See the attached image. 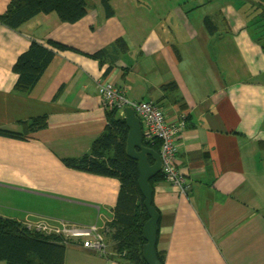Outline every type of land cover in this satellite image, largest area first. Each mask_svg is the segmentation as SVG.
<instances>
[{
    "label": "crops",
    "instance_id": "1",
    "mask_svg": "<svg viewBox=\"0 0 264 264\" xmlns=\"http://www.w3.org/2000/svg\"><path fill=\"white\" fill-rule=\"evenodd\" d=\"M9 1L0 0V14ZM222 1L112 0L110 18L100 7L75 23L60 22L54 12L18 29L0 23V128L22 132L20 121L47 115V126L27 139L0 135V216L36 229L61 223L101 230L111 220L118 179L62 161L88 152L105 127L106 110L116 106L98 85L109 82L130 101L155 103L169 123L184 122L176 146L186 192L162 176L151 183L160 264H264V19L257 0H240L237 14ZM123 4L138 5L132 15L139 25L127 29ZM152 9L163 18L145 25ZM204 16L215 23L213 33ZM118 37L125 52L103 63L88 55ZM32 39L79 52L56 50L35 86L16 92L12 66ZM171 82L176 89L166 92ZM40 207L59 211V224L42 222L48 214H37ZM65 238L63 264H128L111 242L104 256Z\"/></svg>",
    "mask_w": 264,
    "mask_h": 264
},
{
    "label": "trees",
    "instance_id": "2",
    "mask_svg": "<svg viewBox=\"0 0 264 264\" xmlns=\"http://www.w3.org/2000/svg\"><path fill=\"white\" fill-rule=\"evenodd\" d=\"M98 1L105 18L112 17L115 13L112 0ZM257 8L258 18L264 19V0H257ZM51 12L57 15L60 22L75 23L87 14L88 3L86 0H10L5 11L0 14V23L18 29L32 17ZM203 24L207 32L213 33L215 23L209 16L203 17ZM67 49L78 51L71 45L53 39H48L46 44L32 39L29 47L18 55L12 66L17 74L15 91L25 93L31 90L53 59L55 51ZM126 49L124 39L118 37L107 47L88 55L103 63L110 54L123 53ZM163 89L166 92L173 91L176 84H165ZM20 122L22 132L0 128V135L27 139L31 133L47 126V115ZM127 134L128 128L123 115H118L117 107L109 108L106 110L105 127L91 144L90 150L79 157L64 158L62 161L68 167L118 179L119 189L112 218L101 228L104 243L107 248V243L111 242L117 253L115 255L124 262L146 264L142 257V246L145 243L142 229L149 217L137 184V161L125 152ZM151 146L156 147L157 142ZM161 176V172L157 173L150 180V184ZM67 241L62 235L0 216V262L5 264H63ZM106 248L102 251L104 256L108 253ZM158 259L162 263V257L159 256Z\"/></svg>",
    "mask_w": 264,
    "mask_h": 264
},
{
    "label": "built area",
    "instance_id": "3",
    "mask_svg": "<svg viewBox=\"0 0 264 264\" xmlns=\"http://www.w3.org/2000/svg\"><path fill=\"white\" fill-rule=\"evenodd\" d=\"M98 92L109 105L116 106L122 113L125 106H130L134 110L141 122L143 140L147 144L154 142L158 144L157 151L161 160L162 177L166 181L178 185L182 192H186L187 184L177 166L176 146V136L184 122L169 123L163 111L155 103L147 100L130 101L121 90L109 82H100ZM41 229L80 240L84 247L93 251L102 253L105 249L103 234L96 225L85 227L70 225L59 228L45 225L41 226Z\"/></svg>",
    "mask_w": 264,
    "mask_h": 264
},
{
    "label": "water",
    "instance_id": "4",
    "mask_svg": "<svg viewBox=\"0 0 264 264\" xmlns=\"http://www.w3.org/2000/svg\"><path fill=\"white\" fill-rule=\"evenodd\" d=\"M123 112V117L128 128L125 152L129 157L137 161V184L144 198L143 204L149 217L142 229V235L145 240L142 246V257L146 264H160L155 249L159 214L152 204V186L150 180L160 172L161 160L158 151L144 144L141 122L134 110L130 106H125ZM149 158L153 160L152 164Z\"/></svg>",
    "mask_w": 264,
    "mask_h": 264
},
{
    "label": "rangeland",
    "instance_id": "5",
    "mask_svg": "<svg viewBox=\"0 0 264 264\" xmlns=\"http://www.w3.org/2000/svg\"><path fill=\"white\" fill-rule=\"evenodd\" d=\"M86 1L88 3V10L91 11L93 14L94 13H97V11H101L102 10V9H100V4H99V1L98 0H86ZM135 2L136 3H139L141 5H145V3H144L145 0H135ZM218 3H219V1H218ZM222 3H224V4H226V3L234 4L233 5V10L235 11V13H236V11L239 12L240 0H237L236 2H234L233 0H223ZM155 5L158 8H161V6L159 5L158 2H156ZM136 6H138V5L137 4H134L130 8L127 5H124V4L122 5L121 12H123V13L126 14L124 16V19H125V24L127 25V29H130V28L134 27L135 25H139L138 17L132 15V13H133L134 9L136 8ZM141 7H143V6H141ZM143 8H145V7H143ZM201 9L202 10H205L207 8L204 7V8H201ZM152 12L150 10H148L147 18L149 19L150 22L147 20V18L143 17L146 20V24L145 25H147V24H151V25L158 24L159 23V17L160 18H163V14L164 13H162L159 9H152ZM216 17L218 19H220V14L214 13L213 14V19H215ZM231 18L232 19H235L236 16L234 15ZM38 210L40 212H37V214H42V215L48 214V209H45L44 207H40ZM29 212H31V211H29ZM52 212H53L52 215H51V213H49L47 215L48 217L44 218L42 222H47V221L52 220L51 222H55V223H50V224H56V223L59 224V211H52ZM49 215H51L52 217L49 216ZM53 217H54V219H53ZM63 225L64 224H61L60 223L59 227H63ZM43 226H45V225H43ZM45 230H47V229H45Z\"/></svg>",
    "mask_w": 264,
    "mask_h": 264
}]
</instances>
